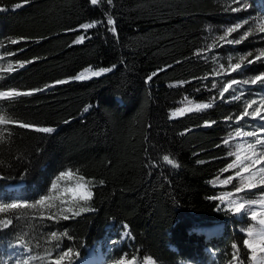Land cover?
<instances>
[{
	"label": "trees",
	"instance_id": "trees-1",
	"mask_svg": "<svg viewBox=\"0 0 264 264\" xmlns=\"http://www.w3.org/2000/svg\"><path fill=\"white\" fill-rule=\"evenodd\" d=\"M16 3L23 0H0L6 9L0 12V55L5 56L0 65L32 63L11 74L0 73L6 77L0 84L44 90L0 101V112L55 131L8 126L10 135L5 133V142L0 143V175L9 178L0 180V202L34 201L47 194L49 181L59 171L71 169L90 181L93 191V199L73 211L80 206L93 210L68 214L67 220H41L37 210L0 214L13 218L12 225L0 231V264H12L9 257L15 249L9 244L16 243L21 230L27 233L33 254L51 252L33 264H51L68 248L80 256L64 264H80L91 251L101 254L97 264H114L124 257H135L136 264H148L149 258L152 264H237L233 244L240 246L239 264H254L242 246L246 233L241 229L255 222L244 214L223 212L221 201L211 197L234 193L239 184L238 179L220 183L238 170L221 171L234 159L228 153L239 142L223 141L246 125L224 118L235 119L255 97L249 91L264 94V88L240 86L235 94L243 91L241 100L230 99L231 91L221 100L220 86L242 77L211 73L220 64L227 67L229 57L236 62L240 53L257 44H224L204 55L195 53L227 27L264 18V0H241L252 7L240 12L230 11L239 6L234 0H113L110 6H93L88 0H30L15 8ZM109 14L116 20L117 36L107 25L79 29ZM81 35L84 42L74 43ZM13 39L20 42L11 44ZM8 52L15 55H5ZM103 67L113 71L85 81L70 80L86 69ZM261 67L249 66L244 77ZM152 73L157 75L148 82ZM59 80L68 82L56 84ZM213 83L217 88L211 87ZM188 101L213 106L171 118L172 111ZM205 121L215 123L204 126ZM163 155H170L180 167L167 165ZM25 168L28 174L18 179ZM237 196L259 199L261 193ZM53 231L67 236L47 240Z\"/></svg>",
	"mask_w": 264,
	"mask_h": 264
},
{
	"label": "snow or ice",
	"instance_id": "snow-or-ice-1",
	"mask_svg": "<svg viewBox=\"0 0 264 264\" xmlns=\"http://www.w3.org/2000/svg\"><path fill=\"white\" fill-rule=\"evenodd\" d=\"M30 0H23V3H28ZM88 2L93 6H98L101 3L112 5L113 0H88ZM239 6L231 8L232 12L247 11L252 7L251 4L241 3V0H234ZM23 3H16L15 8H20L23 6ZM5 8L0 7V12L5 11ZM100 25H107L108 31H110L114 36H117L116 20L109 14L105 19L97 22L84 23L79 26V29L87 31L93 29ZM253 26H249L243 32H240V29L244 28L245 25H249V19H244L242 22L237 23L233 26H229L225 29L224 33L216 38V40L209 44L206 49H202L199 52L195 53L196 55H204L207 51H213L217 47H223L224 44L227 45H239L243 41L247 40L249 37H252L255 34L264 33V18H258L253 21ZM238 36L233 37V33H238ZM232 37V38H229ZM85 35L79 36L78 39L74 41L76 44H81L85 40ZM19 40L13 39L10 41L11 44L19 43ZM5 55L11 56L15 53L8 52ZM5 56L0 55V60H3ZM233 57H229L227 62V67L224 64H220L218 69H215L211 75L215 77L220 76H229L231 77L233 73H236L237 76L242 78L233 77L226 80L219 90V99L225 100L226 94L233 93L230 99L232 100H241L244 96V92L240 91L239 94H235L237 89L240 86H255L259 85L264 88V67H261L253 74L248 75L244 78V73L247 71L249 66L259 62L261 65H264V49L257 51L249 50L246 53L241 54L236 59V62L233 61ZM26 63H32V61H17L16 65L12 62L7 63L6 66L0 65V73L11 74L18 70V68L25 67ZM115 67V66H113ZM113 67H103L98 70H92L91 68L86 69L81 72L79 75L75 76V80H85L91 77H99L105 73L113 71ZM160 71H164L161 69ZM157 73H152V75L147 77V81L150 82ZM6 77H0L4 79ZM208 76H205L203 79H208ZM66 80L56 81V84L67 83ZM185 81H179V85H183ZM173 86V85H170ZM212 88H217V84L213 83ZM44 89H31V90H18L16 88H6L5 85L0 84V101L10 102L21 96L32 95L33 92L43 91ZM187 97L185 100L187 101ZM213 102L215 97L212 98ZM213 106L212 103H193L188 101V103L180 108H177L172 111L171 118L177 116H183L188 112H199L206 109H209ZM255 106V107H254ZM85 111L88 109L85 108ZM246 118L251 120H259L264 122V97H261L259 101L252 99L245 103L242 112L235 116V119L232 115L226 116L224 119L226 122H234L235 124H240L242 121H245ZM215 121H205L204 126H211ZM14 125L21 128H34L35 131L41 133H53L55 131L52 127H34L32 124L21 122L17 119H14L11 115L0 112V143L5 142V133L10 135L8 126ZM251 138V139H246ZM234 139H237L241 142L234 145L233 151L228 153L229 156L234 157L231 163L227 164L222 172H227L229 170L238 169L234 172L233 175L226 177L224 180L220 181L221 184L227 185L234 179L239 180V184L235 187L234 193H227L219 197H211L212 199H218L222 203L226 204V208L233 214H244L250 217L251 221L255 223L252 226L247 227L246 229H241L242 232L246 233V238L242 240V246L248 249L251 253V258L254 264H264V192H262L259 199H241L237 194L241 192H251L254 189L260 188L264 190V123H261L258 129L251 131H245L244 127H237L233 132L229 133L227 138L224 139L223 143L229 145ZM162 160L166 162L167 165H170L174 168H179V163L173 159L170 155H163ZM28 174V169L25 168L22 170L18 179H23L25 175ZM9 177L0 175V180L8 179ZM220 178L217 177L213 184L216 183ZM62 181H75L73 184L61 188ZM103 183V181H101ZM50 189L47 190V194L42 193L34 201H27L24 199H17L13 201L0 202V214H6L8 212L21 213L24 210H37L39 218L41 220H58L62 217L67 220L70 218L68 214L71 215H80L83 212L92 211L93 209L85 206H80L78 211H73L74 206L78 205H87L93 199V191L90 186V181L85 180L83 176L77 175L71 169L59 171L58 175L54 179L49 181ZM59 193L58 195H53L52 193ZM235 197V198H234ZM59 201V205L56 203ZM67 205V206H66ZM258 206V210H257ZM55 209V211H52ZM47 212V215L45 214ZM67 213V214H65ZM25 216L28 213H24ZM14 218H19L17 215ZM13 223V218L8 217L7 215L0 218V231L9 228ZM15 231V229H14ZM26 232L21 230V234L17 235L16 243L9 244L10 248L15 249V251L10 255L12 259V264H33L34 261L40 260L44 261L45 257L51 256V252L45 250L44 256L40 254H33L34 249L29 242L25 240ZM67 236L66 232L57 233L55 231L48 234L47 240L49 241H60L62 237ZM59 245H57L58 247ZM37 247H40L37 244ZM233 249L235 250L233 254V261L239 264V245L233 244ZM80 253L74 251L72 248H68L62 253L57 254V258L54 259L51 264H64L65 261H70L73 258L79 257ZM13 257H15L13 259ZM114 264H136V258L132 257L128 259L127 257L121 258L114 261ZM148 264H152L151 259L149 258ZM231 264V262H230Z\"/></svg>",
	"mask_w": 264,
	"mask_h": 264
},
{
	"label": "rangeland",
	"instance_id": "rangeland-1",
	"mask_svg": "<svg viewBox=\"0 0 264 264\" xmlns=\"http://www.w3.org/2000/svg\"><path fill=\"white\" fill-rule=\"evenodd\" d=\"M254 20H257L256 18H254V19H251L250 21H249V25H245L244 26V28H242V29H240V32H243L246 28H248L250 25L251 26H255L254 24H253V21ZM239 35V32L237 33V36ZM230 38V37H229ZM251 43V44H257V45H254V46H252V49H249V50H253L254 52L255 51H257V50H260V49H264V33H260V34H255V35H253L252 37H249L247 40H245V41H243L241 44H239V45H242V44H244V43ZM239 45H233V46H239ZM248 50V51H249ZM247 52V51H246ZM246 52H244V53H246ZM241 54H243V53H240L238 56H240ZM238 58V57H237ZM256 64H258V65H261L259 62H257ZM253 65H255V64H253ZM253 65H251V66H253ZM92 70H98V69H92ZM80 74V73H79ZM78 74V75H79ZM104 75V74H103ZM77 76V75H76ZM248 76V75H247ZM100 77V76H99ZM92 78H96V77H91V78H89V79H92ZM244 78H246V77H244ZM71 79H74V77H72V78H70V80ZM89 79H85V80H89ZM75 80V79H74ZM85 80H77V81H85ZM255 86H257V85H255ZM242 88H245V87H254V86H241ZM249 92H251V93H253L254 92V94H255V97H253V99H255V100H257V101H259L260 100V98L261 97H264V94H262V93H260V92H257V91H252V90H250ZM239 93V92H238ZM249 101V100H248ZM255 107V106H254ZM243 123H245V125H246V127H244V130L245 131H251V130H254V129H258L259 128V126H260V124L261 123H264V122H261V121H259V120H251L250 118H246L245 119V121H242ZM246 139H251V138H246ZM239 142H241V141H239ZM238 142V143H239ZM75 181H62L61 182V188H63V187H65V186H68V185H70V184H73ZM251 192H255V193H261L262 194V192H264V190H262V189H260V188H257V189H254V190H252ZM59 193L57 192V193H53V195H58ZM235 198V197H234ZM56 203H59V201H57ZM220 208H221V210L223 211V212H228L229 214H231V215H234V216H236V215H238V214H233V213H231L230 211H228L227 210V208H226V204L225 203H222L221 202V205H220ZM257 210H258V207H257ZM233 216V217H234ZM123 237H126V233H124L123 234ZM100 258H101V254L100 253H97V252H95V251H91L90 253H89V255L85 258V259H83L82 261H81V263L80 264H97V263H99L100 262Z\"/></svg>",
	"mask_w": 264,
	"mask_h": 264
}]
</instances>
